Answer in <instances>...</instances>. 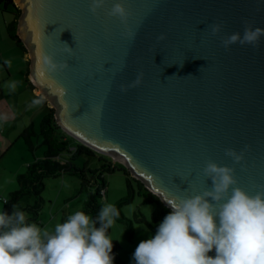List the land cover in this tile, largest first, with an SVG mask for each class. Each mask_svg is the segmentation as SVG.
<instances>
[{
    "label": "water",
    "instance_id": "1",
    "mask_svg": "<svg viewBox=\"0 0 264 264\" xmlns=\"http://www.w3.org/2000/svg\"><path fill=\"white\" fill-rule=\"evenodd\" d=\"M15 2L30 79L68 136L123 164L169 209L166 200L211 188L209 160L235 167L252 195L264 185V37L258 48L221 44L245 20L264 28V0H122L127 28L108 15L118 0L95 14L91 0ZM217 22L224 30L212 36ZM44 53L70 67L48 74ZM141 72L140 86L120 90ZM245 146L242 164L225 155Z\"/></svg>",
    "mask_w": 264,
    "mask_h": 264
},
{
    "label": "clouds",
    "instance_id": "2",
    "mask_svg": "<svg viewBox=\"0 0 264 264\" xmlns=\"http://www.w3.org/2000/svg\"><path fill=\"white\" fill-rule=\"evenodd\" d=\"M106 0H91L90 11L97 13ZM108 15L118 18L127 28L131 13L122 0L114 3ZM245 20L243 34L234 32L221 37V44L230 50L234 44L260 46L264 28L253 27ZM224 23L210 26L212 36H220ZM123 35L134 38L127 29ZM158 40L166 39L161 34ZM65 51L71 54L72 48ZM42 64L48 74H58L70 66L44 53ZM141 72L127 92L143 83ZM44 97L32 101L41 105ZM250 146L240 151L225 149L234 164H242ZM212 186L200 194L166 200L171 211L160 223L156 234L142 240L133 255L135 264H264V185L250 194L239 187L235 167L221 166L209 160L202 169ZM120 216L114 204H104L98 215L84 210L70 214L65 222L49 231L29 223V214L14 206L11 214L0 210V264H113V240L108 234ZM99 225V226H97ZM123 243V240H120ZM214 252L215 255H209Z\"/></svg>",
    "mask_w": 264,
    "mask_h": 264
},
{
    "label": "rangeland",
    "instance_id": "3",
    "mask_svg": "<svg viewBox=\"0 0 264 264\" xmlns=\"http://www.w3.org/2000/svg\"><path fill=\"white\" fill-rule=\"evenodd\" d=\"M12 11H0V50L6 54H12L15 51V43L11 41L7 34V26L11 22ZM27 59L30 62L29 52ZM21 62V59L19 60ZM38 90V88H37ZM39 92V90H38ZM49 108L51 104L46 101ZM4 107V106H3ZM1 108V107H0ZM32 116L34 128L39 132L40 122L47 114L43 104L38 107ZM2 114L5 118L3 125L0 128V210L3 209V202L9 198V195L18 189L17 178L24 174L30 164L36 160L42 159L45 155V148L41 146L42 140L40 137L33 138L35 150L30 151L25 141L21 138L22 132V112L12 111V109H2ZM74 145L77 141L74 140ZM102 156L96 153L95 157L81 156L76 165L80 168L87 167L95 170L101 167L99 158ZM69 153L66 152L61 156L62 161L69 159ZM112 162L111 157H106ZM107 183L106 195L101 200V203L116 204L127 195L126 173L124 166L117 163V169L112 174H105ZM95 191V187L91 186L87 189H82V182L75 176L61 175L56 178L45 180V190L42 193L44 205L38 220V226L47 228L51 231L58 223L65 222L70 214L77 210L85 209L88 194ZM155 211V205H144L142 198L136 196L133 203L122 208L123 215L134 220V216L140 215L145 217L149 222ZM110 237L113 241H117L120 245L119 256L121 261L135 263L133 258L134 252L138 244L142 240L152 237L151 231L147 224L134 222V242L131 243L127 236V223H121L117 220L110 228ZM123 240V243L120 242Z\"/></svg>",
    "mask_w": 264,
    "mask_h": 264
},
{
    "label": "trees",
    "instance_id": "4",
    "mask_svg": "<svg viewBox=\"0 0 264 264\" xmlns=\"http://www.w3.org/2000/svg\"><path fill=\"white\" fill-rule=\"evenodd\" d=\"M9 10L12 11L14 17L7 26L8 37L22 53L26 54L28 50L18 35V23L22 11L18 8L15 0H0V11L7 12ZM26 65V79L28 84L31 85L29 80L30 62L28 61ZM43 104H47L46 100H44ZM37 137L42 140L41 146L45 148V155L42 159L30 164L27 171L18 176V189L11 193L7 200H4L2 211L11 214L13 207L19 206L29 214L28 222L38 225L44 205L42 193L45 190V180L61 175H69L81 180L82 189H87L91 186L95 187V191L88 194V200L85 209H83L95 218L103 206L101 200L106 195L107 183L105 174L114 173L117 169V164L113 165L111 160L106 158L107 156L102 155L99 158L100 168L91 170L86 166L83 168L78 167L76 161L81 156L95 157L96 152L78 141L77 145H74L75 139L68 136L57 124L53 108H48L47 114L40 122L39 132H36L34 125L31 124L21 134V138L31 152L35 150L33 138ZM66 152L69 153L70 157L67 161H62L60 158ZM124 171L126 173L127 195L116 204V208L120 212V216L116 220L121 223H127V236L129 241L133 243L135 235L134 222L147 224L153 237L160 223L163 222L164 217L170 213L171 209L164 206L160 199L153 195L141 181L133 178L125 167ZM136 196L142 198L144 205H155V211L151 216L150 222L145 217L137 214L134 216V220H129L123 215L122 208L133 203ZM110 232V229H108L109 235ZM113 245V256L115 257L113 264H135L121 261L119 256L120 245L117 241H113ZM209 255L215 254L212 252Z\"/></svg>",
    "mask_w": 264,
    "mask_h": 264
},
{
    "label": "crops",
    "instance_id": "5",
    "mask_svg": "<svg viewBox=\"0 0 264 264\" xmlns=\"http://www.w3.org/2000/svg\"><path fill=\"white\" fill-rule=\"evenodd\" d=\"M10 14L12 21L14 16L12 13ZM14 49L15 51L10 50L12 54H6L5 51L2 52L0 50V107L6 110L9 108L12 111L22 112L19 116H22L21 129L24 130L27 126L34 125L31 118L41 105H33L32 101L42 96L32 83L30 76L29 80L32 86L27 82V53H22L17 46ZM20 59L21 62H19ZM43 105L48 111L49 107L45 104ZM1 108L0 128L5 121Z\"/></svg>",
    "mask_w": 264,
    "mask_h": 264
}]
</instances>
